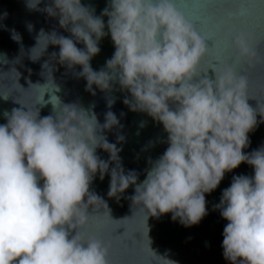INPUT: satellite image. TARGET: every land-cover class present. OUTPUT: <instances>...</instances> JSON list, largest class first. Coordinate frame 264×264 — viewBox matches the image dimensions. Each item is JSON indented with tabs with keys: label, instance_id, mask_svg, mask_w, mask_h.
Here are the masks:
<instances>
[{
	"label": "clouds",
	"instance_id": "1",
	"mask_svg": "<svg viewBox=\"0 0 264 264\" xmlns=\"http://www.w3.org/2000/svg\"><path fill=\"white\" fill-rule=\"evenodd\" d=\"M41 2L25 0V6L58 18L71 38L41 29L29 59L36 62L50 44L57 45L58 56L54 52L52 58L70 70L81 66L77 75L87 81L86 91L95 95V85L109 93L118 83L131 95L123 101L131 111L163 124L168 147L158 159L149 158L145 179L137 183L138 173L123 167L122 148L104 134L123 127L111 111L114 99L107 101L103 124L94 111L62 103L55 94L60 89L53 69L45 61L46 83L30 82L29 89H36L35 106L5 112L7 122L0 124V264H111V240L86 232L96 213L95 202L102 201L108 209L90 191L97 174L101 181L110 175L107 194L117 201L135 185L132 200L143 212L147 229L149 216L168 213L173 221L191 227L207 215L205 194L241 163L252 166L254 175L233 176L214 205L228 221L223 256L232 264H264V146L243 151L250 143L248 134L258 126L257 111L248 104L246 74L256 64H264L255 35L221 34L220 39L230 40L235 51L202 69L209 55L207 40L177 6L178 0H109L99 16L82 0H50L43 9ZM105 16L115 51L106 67L95 71L90 61L108 34ZM27 28L31 31L33 25ZM10 31L13 40L22 39L15 29ZM23 51L22 47V55ZM20 62V58L15 61ZM209 68L215 72L214 80L207 76ZM46 93L51 94L48 101ZM48 102L53 114L41 117L38 106ZM258 111L264 122V103H259ZM124 140L117 136L118 142ZM98 148L109 153L108 160L97 155ZM108 217L111 221L133 218L115 220L109 209ZM121 227L114 234L124 237L128 230L123 227L125 231L118 234ZM129 241L134 242L128 237ZM151 251L162 258L161 264H178Z\"/></svg>",
	"mask_w": 264,
	"mask_h": 264
},
{
	"label": "water",
	"instance_id": "2",
	"mask_svg": "<svg viewBox=\"0 0 264 264\" xmlns=\"http://www.w3.org/2000/svg\"><path fill=\"white\" fill-rule=\"evenodd\" d=\"M49 3L50 0H42L39 7L43 9ZM108 3L109 0H82V4L94 8L98 16ZM177 6L194 22L199 34L207 40L209 55L202 69H206L217 58L228 59L235 51L230 40L220 39L223 33L252 32L258 41L259 50L264 53V0H178ZM5 12L8 14L6 17L3 16ZM103 19L105 32L108 34L99 43L100 52L90 61L95 71L105 68L106 61L112 58L115 51L107 28L108 18L105 16ZM29 23L33 25L31 31L27 28ZM11 29L20 34L22 39L19 42L11 38ZM41 29L46 32L55 30L71 38V33L60 27L58 18L50 17L44 11L27 9L25 0H0V124L7 122L5 112L11 113L13 108H21L22 105L35 106L36 89L35 86L29 89L30 82L46 83L47 73L42 69V65L48 61L53 69V79L60 89L55 94L62 103H77L85 109L94 111L99 122L103 124L105 113L109 111L107 101L109 98L114 99L111 111L123 127L105 130L104 134L110 143L122 148L120 157L126 172L135 170L138 173L137 183L142 182L146 170L150 167L149 158L153 161L158 159L168 147L163 124L153 120L146 113L131 111L123 102L125 97L130 99L131 95L126 90H121L118 83L113 84V91L109 93L101 91L95 85L93 86L95 95L86 91L87 81L77 75L82 71L81 66L77 65L70 70L52 58L54 52L58 56L57 45L50 44L38 61L30 60V49L36 45V37ZM77 47L84 48V45L77 43ZM17 58L21 60L19 64L15 63ZM13 68L20 73L19 78L18 73L12 71ZM246 74L249 77L248 104L257 111L258 120V126L248 134L250 143L243 150L245 153H251L264 146V122H261L258 111L259 103H264V64H256L247 69ZM207 76L215 79L212 68L208 69ZM50 95L45 94V101L49 100ZM38 107L41 117L53 114V105L50 102ZM118 135L125 137L124 142L117 141ZM97 155L101 159H109V153L101 148L97 149ZM113 166L110 164V168ZM241 174L252 176L254 169L247 163H241L238 168L225 174L214 191L205 194L207 215L198 225L185 227L179 221H173L171 213H168L159 218L149 216L147 221L149 231L143 212L138 211V206L134 205L132 200L135 185H130L117 201L107 194L110 175L106 174L101 181L97 174L90 185V191H94L107 203L111 217L115 220L132 216L133 218L111 221L107 207L102 201H96V213L90 220L86 232L98 239L111 240L109 254L111 264H161L162 258L156 257L151 249L158 256L174 260L178 264H232L224 258L222 248L223 230L228 221L220 215L219 210H214V205L220 202L222 192L230 186L233 176ZM92 211L90 208L89 212ZM119 226L127 228L126 236L114 234L115 228ZM123 227L117 230L118 234L125 231ZM128 237L134 242L128 243Z\"/></svg>",
	"mask_w": 264,
	"mask_h": 264
}]
</instances>
